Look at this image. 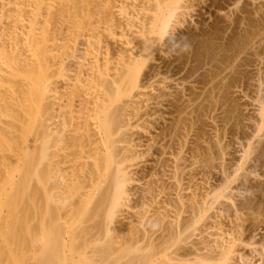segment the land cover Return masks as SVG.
Here are the masks:
<instances>
[{"label":"bare ground","instance_id":"obj_1","mask_svg":"<svg viewBox=\"0 0 264 264\" xmlns=\"http://www.w3.org/2000/svg\"><path fill=\"white\" fill-rule=\"evenodd\" d=\"M165 1L0 0V264L234 263L241 229L184 194L187 149L162 134L136 177L152 124L173 118L166 77H139L184 7Z\"/></svg>","mask_w":264,"mask_h":264},{"label":"rangeland","instance_id":"obj_2","mask_svg":"<svg viewBox=\"0 0 264 264\" xmlns=\"http://www.w3.org/2000/svg\"><path fill=\"white\" fill-rule=\"evenodd\" d=\"M170 2L165 1L168 5ZM182 4L185 8H180L177 17L160 34L159 47L139 75L145 83L166 77L165 97L173 114L169 116L173 118L152 124L154 140L149 150L146 148L136 177L139 185H144L152 172L151 164L160 160V150L165 144V140L159 141L161 136L166 135L165 146L169 151H178L183 146L182 149L188 150H184L185 154L190 153L186 155L196 161L194 172L190 173L194 182L188 187L191 192L184 191L191 196L189 199L184 196L185 204L187 199L188 203H195L200 199L194 197H207L206 222L216 220L223 231L228 226L241 229L233 264H261L264 0H183ZM180 141L184 145H179ZM157 142L164 144L160 146ZM136 190L131 192L130 203L138 207ZM217 193L221 197L215 199Z\"/></svg>","mask_w":264,"mask_h":264}]
</instances>
